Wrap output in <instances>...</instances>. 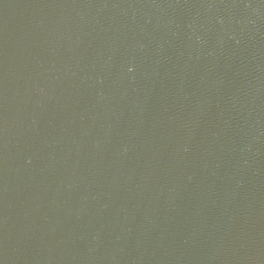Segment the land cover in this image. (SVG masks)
Instances as JSON below:
<instances>
[{
	"label": "water",
	"instance_id": "obj_1",
	"mask_svg": "<svg viewBox=\"0 0 264 264\" xmlns=\"http://www.w3.org/2000/svg\"><path fill=\"white\" fill-rule=\"evenodd\" d=\"M0 264H264V0H0Z\"/></svg>",
	"mask_w": 264,
	"mask_h": 264
}]
</instances>
